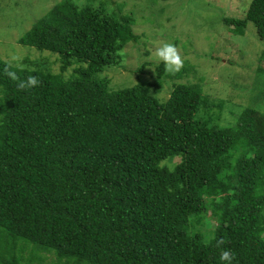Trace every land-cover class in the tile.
<instances>
[{
    "label": "trees",
    "instance_id": "1",
    "mask_svg": "<svg viewBox=\"0 0 264 264\" xmlns=\"http://www.w3.org/2000/svg\"><path fill=\"white\" fill-rule=\"evenodd\" d=\"M248 22L264 42V0L224 20L240 34ZM135 23L61 0L19 39L59 72L0 56V252L14 251L1 263L28 264L29 249L30 264H227L224 251L264 264V67L261 108L235 126L216 123L222 108L198 85L161 101L163 62L155 85L139 75L114 90L102 73L138 42ZM30 76L35 86L17 88Z\"/></svg>",
    "mask_w": 264,
    "mask_h": 264
},
{
    "label": "rangeland",
    "instance_id": "2",
    "mask_svg": "<svg viewBox=\"0 0 264 264\" xmlns=\"http://www.w3.org/2000/svg\"><path fill=\"white\" fill-rule=\"evenodd\" d=\"M60 1L0 0V56L19 66H27L28 63L36 66L38 62H46L50 69L59 72L60 63L55 55L20 44L19 39ZM75 1L80 6L103 7L109 12L121 8L122 14H129L136 19L133 29L139 36L138 42L125 47V56L120 65L102 73V76L107 75L114 90L136 85L139 75L147 83L155 85L158 81L156 69L162 63L156 56V49L171 43L183 60V67L179 72H172L165 67L160 78L163 87L158 91L161 101L168 99L175 84L198 85L203 93L210 96V104L222 108L215 119L219 116L216 123L226 126H235L245 108H261L262 100L257 97V92L259 82L262 83L263 79L258 74V68L264 67L260 61L264 42L252 22L247 23L241 34L235 33L224 23L226 18L244 19L252 0ZM141 67L143 70L139 72ZM210 219H198L196 226L204 228L209 222L211 227ZM33 247L30 246V250ZM13 253L0 252L9 262L13 260ZM22 256L23 262L30 264L35 252L28 249ZM53 263L55 261L52 258L43 262Z\"/></svg>",
    "mask_w": 264,
    "mask_h": 264
},
{
    "label": "clouds",
    "instance_id": "3",
    "mask_svg": "<svg viewBox=\"0 0 264 264\" xmlns=\"http://www.w3.org/2000/svg\"><path fill=\"white\" fill-rule=\"evenodd\" d=\"M156 56L161 62H163L164 66L172 72H179L183 67V60L176 47L171 43L163 44L161 47L157 48ZM9 75L13 80L16 79L15 74L9 73ZM37 83V78L35 76H30L27 80H20L16 86L19 89H25L27 87L35 86ZM221 260L226 261L227 264H232L233 256L230 252L224 251Z\"/></svg>",
    "mask_w": 264,
    "mask_h": 264
}]
</instances>
